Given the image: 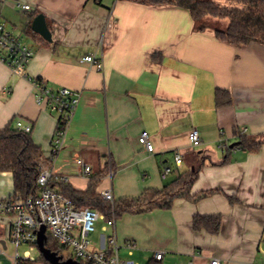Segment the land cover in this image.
Here are the masks:
<instances>
[{
  "label": "crops",
  "instance_id": "0c3cea01",
  "mask_svg": "<svg viewBox=\"0 0 264 264\" xmlns=\"http://www.w3.org/2000/svg\"><path fill=\"white\" fill-rule=\"evenodd\" d=\"M39 14L51 42L30 33ZM0 24L33 52L27 78L0 63V130L16 121L30 125L31 140L47 159L58 116L36 103L30 80L81 92L52 167L71 189L109 190L114 202L164 188L182 194L186 175L199 169L188 195L169 208L123 214L105 232L100 221V240L114 234L120 247L133 243L126 253L138 264L154 263L158 252L157 264H264L263 42L233 46L211 28L199 31L184 8L134 0H0ZM88 54L101 56L103 72L79 62ZM217 90L226 92L228 104L217 105ZM192 129L201 140L197 148L188 140ZM143 132L152 153L138 143ZM242 138L254 149H230ZM76 158L91 165L90 177L76 175ZM164 167L171 173L162 178ZM12 196L11 173H0V201ZM195 216H220L219 233L194 231ZM10 246L11 221L0 212V264H14Z\"/></svg>",
  "mask_w": 264,
  "mask_h": 264
},
{
  "label": "built area",
  "instance_id": "2783aa9c",
  "mask_svg": "<svg viewBox=\"0 0 264 264\" xmlns=\"http://www.w3.org/2000/svg\"><path fill=\"white\" fill-rule=\"evenodd\" d=\"M21 9L26 12L29 11L30 7L23 5ZM32 56L33 52L30 48L0 24V63L6 65L13 74L27 78L26 68ZM79 62L88 64L98 72H103L101 56L96 57L93 54H88L82 56ZM30 82L36 91V103L56 114L58 119L50 154L47 159H41L39 162L40 172L37 178V184L40 188L39 194L25 199L12 196L0 201V212L9 216L11 221V242L15 248L14 264H27L35 261L30 251L37 247V232L41 227H45L46 236L49 234L60 246L71 248L74 257L68 259H72L78 264H138L133 260L120 258L119 251L121 248H124L128 255H131L135 246L133 243L127 242L119 247L114 234L103 237L98 244V249L92 250L90 248L92 245L90 235L96 231L97 224L104 221L105 226L102 230L105 232L108 228L114 227V216L105 220L104 216L96 210L78 209L69 198L50 185L53 180L67 183V177L61 176L58 179L54 176L52 167L64 147L70 123L80 102L81 92L66 88L52 89L42 80L32 79ZM14 128L26 134L31 132V126L23 124L21 121H16ZM188 140L192 148H197L201 144L199 133L195 129L188 133ZM138 143L146 152H153V145L146 132L138 137ZM220 148L229 150L228 144L223 142ZM174 163L177 167L182 166L183 158L180 153H175ZM74 168L79 177L87 178L92 174L91 165L80 158L74 160ZM170 173L171 169L164 167L162 178ZM100 196L103 200L111 204L114 203L111 191L106 190ZM21 247L28 248V250L23 251L20 255L19 248ZM154 258L156 261H160L162 253H156ZM63 260L67 259L63 257ZM211 264H218V260L212 261Z\"/></svg>",
  "mask_w": 264,
  "mask_h": 264
},
{
  "label": "trees",
  "instance_id": "16d2710c",
  "mask_svg": "<svg viewBox=\"0 0 264 264\" xmlns=\"http://www.w3.org/2000/svg\"><path fill=\"white\" fill-rule=\"evenodd\" d=\"M147 5H177L186 9L191 18L197 23V29L203 31L211 28L215 37L227 44L241 46L249 40L256 39L264 43V0H225L224 4L212 0H134ZM225 22V24H224ZM32 34V31L30 32ZM216 103L223 106L229 103L226 92L216 91ZM237 145L245 149H254V144L242 140ZM43 158L41 149L36 146L30 133L20 132L12 125L0 130V173L8 172L12 175L13 196L27 198L37 196L40 188L37 178L40 172L39 162ZM198 168L191 170L184 178L185 192L171 194L166 188L162 191H145L136 200H119L113 204L103 200L94 192H79L68 185L53 180L51 187L63 193L78 209L90 208L100 212L105 220L119 219L123 214H140L153 209L169 208L172 200L177 196L188 195L187 191L198 175ZM151 193L158 200H147ZM210 193H204L206 196ZM232 202V200H230ZM194 231H205L216 235L221 229L220 216H195L192 221ZM45 247L57 255H62L63 248L56 240L47 234ZM37 249V247H36ZM37 261L47 263L39 254ZM63 256V255H62ZM27 264H34L37 262ZM155 260L154 263L157 264Z\"/></svg>",
  "mask_w": 264,
  "mask_h": 264
},
{
  "label": "water",
  "instance_id": "95a60500",
  "mask_svg": "<svg viewBox=\"0 0 264 264\" xmlns=\"http://www.w3.org/2000/svg\"><path fill=\"white\" fill-rule=\"evenodd\" d=\"M31 31L39 35L43 40L51 42V32L49 31L45 17L42 14L37 15L31 23ZM237 144H232L230 149L236 147ZM47 241L46 229L41 227L37 232V250L43 259L49 264H78L72 259L63 260L62 256L57 255L54 252H51L48 248L45 247Z\"/></svg>",
  "mask_w": 264,
  "mask_h": 264
},
{
  "label": "rangeland",
  "instance_id": "374dc122",
  "mask_svg": "<svg viewBox=\"0 0 264 264\" xmlns=\"http://www.w3.org/2000/svg\"><path fill=\"white\" fill-rule=\"evenodd\" d=\"M224 24H225V22H224ZM17 27H18V31H21V28H20L19 26H17ZM101 235H102V233L100 232L99 227L96 226V232L90 235V241H91V243H92V245H91L90 248H91L92 250H97V249H98V244L100 243V236H101ZM104 235H105V234H104ZM106 235H107V234H106ZM119 247H120V246H119ZM10 248H11V250H12V252H13V255H14V252H15V248H14V246H13V247L10 246ZM25 250H28V248H25V247H21V248H19V253H20V255H21L22 252L25 251ZM30 254L36 259V261H37V260L39 259V257H40V256H39V252H38V250H37L36 248L33 249V250H31V251H30ZM62 255H63L64 259L73 258V257H74V252H73V250H72L71 248H65V249H63V251H62ZM119 255H120V258H121V259H130V260H133V261H137L136 258L127 256V253H126V251H125L124 248H121V249H120V251H119ZM34 264H43V263L37 261V262H35Z\"/></svg>",
  "mask_w": 264,
  "mask_h": 264
}]
</instances>
